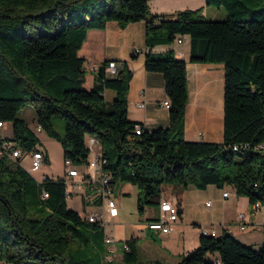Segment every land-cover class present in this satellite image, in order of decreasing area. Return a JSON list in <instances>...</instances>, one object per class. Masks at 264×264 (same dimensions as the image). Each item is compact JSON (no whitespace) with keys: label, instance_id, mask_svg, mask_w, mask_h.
<instances>
[{"label":"trees","instance_id":"obj_1","mask_svg":"<svg viewBox=\"0 0 264 264\" xmlns=\"http://www.w3.org/2000/svg\"><path fill=\"white\" fill-rule=\"evenodd\" d=\"M206 4L225 8L226 17L208 18L200 8L169 15L152 12L149 0H0V121L12 122V136L0 134V143L37 148L39 137L19 115L32 105L38 125L61 143L63 160L88 165V137H95L102 149L101 170L115 184L137 185L141 213L146 205L160 203L164 183L182 188L233 185L251 203L263 204L264 0ZM112 19L122 25L144 19L149 47L188 33L191 61L224 63L222 141L185 139L187 61L173 49L145 55V67L164 76L168 126L149 130L130 119L132 70L125 62L110 74L112 60L103 61L88 85L79 50L90 29L104 28ZM107 90L114 92L111 99ZM56 115L62 130L56 127ZM0 152V263L108 264L103 225L68 206L65 176L44 174L39 180L19 158L13 161ZM127 245L125 264H167L140 261L137 238L128 239ZM218 259L224 264H264V243L255 247L226 230L202 233L198 246L171 264H213Z\"/></svg>","mask_w":264,"mask_h":264},{"label":"crops","instance_id":"obj_2","mask_svg":"<svg viewBox=\"0 0 264 264\" xmlns=\"http://www.w3.org/2000/svg\"><path fill=\"white\" fill-rule=\"evenodd\" d=\"M149 4L152 12L159 10L158 8L152 10L151 0ZM211 13L215 12L211 11ZM179 38L181 41H178ZM168 49H173L178 58L187 61L189 99L184 117L185 139L222 141L224 139V63L191 61L190 34L176 35L171 43L160 42L149 47L146 44L144 19L131 21L125 25L112 19L106 22L104 28H92L88 31L79 54L85 58L88 85H92L94 72L103 61L111 59L120 65L126 63L132 70L127 94L128 115L130 119L140 121L147 129L153 130L168 126L170 123L169 106L164 104L168 96L163 74L145 67V55L149 50L158 53ZM97 142L98 152H101V144L98 140ZM115 185L114 196L118 202L122 196L134 192L137 205L139 190L136 184L125 181L117 182ZM225 190L230 191L228 196L223 195ZM90 191L93 190L88 186L86 191L82 189L80 193L83 210H86L87 206V204L83 205V195L86 201L94 198L90 195ZM163 199L177 201L180 206L179 219L166 233L152 230L147 226V221L158 215L160 203L145 206L141 213L144 216L140 217L139 222L127 221L120 209L116 217L106 221L111 223L112 227L110 232H105L103 225L104 235L114 239L110 243L104 240L108 250L105 258L108 264H125L123 244L132 237L137 238L140 261L153 260L167 264L179 262L189 250L197 247L204 230L213 232L214 235H220L226 230L240 241L255 247L264 243V203L258 210H253L249 198L238 194L233 185L208 184L204 188H199L189 184L182 188L179 185L164 183L160 201ZM207 201L211 203L207 204ZM88 213L84 215L86 218ZM240 213L244 218L239 217Z\"/></svg>","mask_w":264,"mask_h":264},{"label":"built area","instance_id":"obj_3","mask_svg":"<svg viewBox=\"0 0 264 264\" xmlns=\"http://www.w3.org/2000/svg\"><path fill=\"white\" fill-rule=\"evenodd\" d=\"M181 41V38L178 39ZM122 66L118 62L112 60L107 69L110 74H115L117 69ZM165 105L169 106V100L164 101ZM5 125L4 122L0 121V127ZM38 130L42 129L41 125L37 126ZM137 132H140V129H137ZM88 145L90 148L89 163L86 165V170L82 173L76 165L73 164L72 160L69 158L64 159L65 165V178L66 182L68 179L80 177L82 182H74L73 189H69L70 194L73 193L75 187H83V190L86 191V188L89 186L92 190H96L99 194L94 196L95 199H99L101 202V209L88 213L87 219L92 222H99L103 225V222L107 221L109 218H114L119 214V203L114 196L115 182L111 179L109 175L104 173L101 170V153L98 152V142L95 139H92L91 136L88 137ZM0 149L5 153H8L9 158L13 161H16L18 158L22 164V158L24 154L29 156L30 162V171H27L32 175V172L35 169L41 167L44 161H47V151L37 146V148H32L30 150H23L19 146H14L12 141L4 140L0 143ZM92 151V153H91ZM23 165V164H22ZM25 168V167H24ZM40 180V179H39ZM68 185V183H67ZM230 193L229 190L223 192L224 196H228ZM48 194L45 193V196ZM211 201H207V204H210ZM251 206L253 210H258L262 204L259 201L252 202ZM180 217V206L177 201L171 199H163L160 201L159 212L155 218H152L147 221V226L155 231L166 233L172 229V224L179 219ZM240 218H244L242 213L239 214ZM209 231H202V233H207ZM214 234L213 232H211ZM125 249L128 248L127 241L123 244ZM213 264H224L221 260H216Z\"/></svg>","mask_w":264,"mask_h":264},{"label":"rangeland","instance_id":"obj_4","mask_svg":"<svg viewBox=\"0 0 264 264\" xmlns=\"http://www.w3.org/2000/svg\"><path fill=\"white\" fill-rule=\"evenodd\" d=\"M151 6L153 8L152 10H155L156 8H158L159 10L157 12L162 11L168 15L174 14L176 10L178 9L181 10L184 8H193V9L200 8L201 12L206 17L214 18V19H223L227 15L225 8L208 6L205 0H151ZM211 11L215 13L213 14L211 13ZM106 96L108 99H111L114 96V92L112 90H108ZM19 115L24 117L27 120L29 125L34 129L37 136L39 137V143L37 144V146L44 148L46 151H49L48 152L49 159L46 162L44 161V163L41 165L40 168L35 169L32 172V175L37 179H41L44 176V174L65 176V171H64L65 165H64V160H63V150H62L61 143L54 137L50 136L44 128L38 130L37 128L38 123L36 122V119H35V110L32 105H27L23 107L20 110ZM54 120H55L56 127L59 130H62V119L58 115H56ZM0 134L12 136V122L11 121H7L3 127H0ZM22 164H23V167H25L28 171H30L31 166L29 162V156L27 154L23 155ZM77 167L82 173L87 168L86 165H78ZM71 181L82 182L80 177L76 179H68L67 183H68L69 189H73V183H71ZM82 189L83 187L74 188L73 193L68 198V206L73 209H79L82 215H85L88 212H94V211L100 210L101 203L100 202L96 203L95 198H91V200L87 202L86 210H83L81 201H80V193ZM90 195H92L93 197L97 196V198L99 196L96 190L90 191ZM118 203H119L120 212L122 215H124L127 221L139 222L140 217L144 216V214H141V212H139L137 208L136 195L134 192H132L131 194L122 196V198H120ZM146 206H151V205H146ZM109 220L110 219H108L107 221ZM103 225H104L105 232H110L112 224L107 223L105 221L103 222Z\"/></svg>","mask_w":264,"mask_h":264},{"label":"bare ground","instance_id":"obj_5","mask_svg":"<svg viewBox=\"0 0 264 264\" xmlns=\"http://www.w3.org/2000/svg\"><path fill=\"white\" fill-rule=\"evenodd\" d=\"M91 138H92V139H95V141L97 142V139H96L95 137H92V136H91ZM101 152H102V151H101ZM101 152H100V153H101ZM105 241L108 242V243H110V242H113L114 239L111 238V237H106V238H105Z\"/></svg>","mask_w":264,"mask_h":264}]
</instances>
